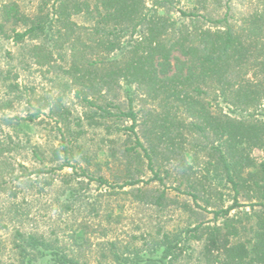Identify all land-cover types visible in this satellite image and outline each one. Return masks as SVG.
Segmentation results:
<instances>
[{
    "label": "rangeland",
    "instance_id": "obj_1",
    "mask_svg": "<svg viewBox=\"0 0 264 264\" xmlns=\"http://www.w3.org/2000/svg\"><path fill=\"white\" fill-rule=\"evenodd\" d=\"M46 1L52 9L55 0H0V9L16 2L23 12L34 15ZM144 1L151 7L161 0ZM259 1L231 0V13L239 18ZM179 9L191 10L190 0H174L159 11L179 20ZM73 21L91 25L83 15ZM198 25L209 24L201 20ZM38 44L18 45L0 36V264H55L54 254L75 264H145L160 257L167 244L179 245L171 264H206L205 242L183 240L185 231L199 224L221 226L225 218H216L214 212L234 204L232 186L212 180L214 168L199 147L197 159L187 153L185 160L193 166L192 181L204 185L200 200L188 194L179 158L159 157L153 167L162 182L155 179L142 150L138 148L142 155L138 163L130 160L127 149L136 146L137 137L143 141L149 114L162 109L143 90L125 84L105 98L89 97L97 104L90 106L84 95L77 96L79 88L57 70L67 63L69 52L62 53L63 60L55 55L51 65H42L31 50ZM98 106L112 113L132 110L136 135L126 129L133 124L129 118L104 119ZM29 115L38 117L31 122ZM186 135L188 142L204 143ZM189 143L186 148L191 149ZM252 157L259 166L264 152L254 148ZM130 180L139 182L123 186ZM162 192L163 206L149 200ZM247 192L241 191L242 206L230 214L241 230L256 222L250 204L258 200L248 199ZM30 236L45 247L38 251L26 247Z\"/></svg>",
    "mask_w": 264,
    "mask_h": 264
},
{
    "label": "trees",
    "instance_id": "obj_2",
    "mask_svg": "<svg viewBox=\"0 0 264 264\" xmlns=\"http://www.w3.org/2000/svg\"><path fill=\"white\" fill-rule=\"evenodd\" d=\"M190 2L191 10H178L179 20L159 11L174 0H161L151 7L144 0H55L52 9L46 1L34 15L9 2L0 9V36L18 45L39 41L31 50L42 65H51L55 55L62 59V53L69 52L67 63L57 70L79 88L77 96L84 95L90 106L97 104L89 97L105 98L122 84L143 90L162 111L149 114L151 123L145 124L143 141L137 137L136 146L127 149L130 160L142 161L140 148L154 178L162 182L154 162L162 156L179 158L188 194L197 201L204 185L192 181L193 166L185 155L197 159L199 147L214 168L212 180L230 184L235 192L234 204L214 212L216 218H225L221 226L199 224L186 230L183 240L205 242L206 264H264V161L257 166L252 157L254 148L264 152V119L260 118L264 117V0L239 18L231 13V0L226 4L224 0ZM79 15L91 25L74 22ZM201 20L209 25H198ZM98 107L104 119L129 118L133 124L126 129L136 135L137 116L132 110L112 113ZM37 117L29 115L28 120ZM186 134L204 143L189 141L188 149ZM138 182L130 180L123 186ZM246 188L247 198L258 200L250 204L256 222L241 230L230 214L242 206L238 196ZM150 198L163 206L166 192ZM257 206L262 209L255 211ZM245 234L249 237L242 240ZM25 246L38 251L45 243L30 236ZM178 246L167 244L160 257L145 264H171ZM52 261L75 264L58 254Z\"/></svg>",
    "mask_w": 264,
    "mask_h": 264
}]
</instances>
